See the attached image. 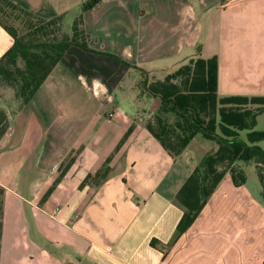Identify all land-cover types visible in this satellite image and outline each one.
<instances>
[{"label": "crops", "instance_id": "1", "mask_svg": "<svg viewBox=\"0 0 264 264\" xmlns=\"http://www.w3.org/2000/svg\"><path fill=\"white\" fill-rule=\"evenodd\" d=\"M12 1L52 18L92 0ZM83 14L93 51L72 46L28 101L49 119L45 141L26 106L4 112L0 264H264L262 186L230 172L178 233L175 196L212 143L196 135L170 156L146 127L159 98L139 88V68L163 79L218 55L220 96L264 95V0H97Z\"/></svg>", "mask_w": 264, "mask_h": 264}, {"label": "trees", "instance_id": "2", "mask_svg": "<svg viewBox=\"0 0 264 264\" xmlns=\"http://www.w3.org/2000/svg\"><path fill=\"white\" fill-rule=\"evenodd\" d=\"M96 2L82 6L72 33L67 34L62 30V15L45 18L12 0H0V26L12 38L11 46L0 59L12 66L17 65L19 58L25 61L27 72L21 85L24 102L30 100L72 46L93 51L88 45L83 12ZM139 69V88L159 98L146 127L170 156L180 155L198 134L214 144L175 196V202L184 209L178 233L196 220L227 172L235 185L246 182L241 161L255 162L264 201V146L260 144L264 130L256 128L258 115L264 112V95L220 96L218 55L192 57L163 79L150 77L147 70ZM5 120L6 114L0 110V134ZM3 190L0 186V198Z\"/></svg>", "mask_w": 264, "mask_h": 264}, {"label": "rangeland", "instance_id": "3", "mask_svg": "<svg viewBox=\"0 0 264 264\" xmlns=\"http://www.w3.org/2000/svg\"><path fill=\"white\" fill-rule=\"evenodd\" d=\"M79 13L81 12L78 11ZM79 13L72 12L64 16L62 19V30L64 33L71 34L72 33V25L75 19V16ZM0 57L6 52L5 48L0 49ZM27 72V66L25 61L22 58H19L17 61L16 66L10 65L5 60L0 59V110L1 111H8L10 114H14L22 105L25 107V117L28 116L30 119V131L36 130L38 131V136L42 138H46L49 126V119L45 117L42 112L41 108L36 105L34 102H24V96L21 95V85H22V78ZM77 91L76 93H79ZM40 93V92H39ZM32 98H30L31 100ZM65 103L63 102V106L61 110L66 114L69 113V110L64 108ZM33 113V115H32ZM23 125L25 127V123L22 119L17 124L18 129ZM3 131L6 130L8 126V120H5L2 124ZM257 129L264 130V112L258 115V123L256 126ZM0 134V138H1ZM197 141L202 143V141H207L208 145L212 143V141H208L207 139L203 138L201 134L197 135ZM57 141H62V138L58 136ZM262 146H264V141L260 142ZM214 144L212 143L213 146ZM240 167L244 170L247 176V183L250 192L254 193L256 196H259L261 191V184L259 180V176L257 173L256 165L253 160L250 161H241L239 163ZM203 166L201 167L202 170Z\"/></svg>", "mask_w": 264, "mask_h": 264}]
</instances>
